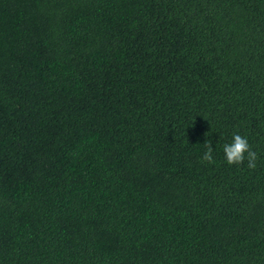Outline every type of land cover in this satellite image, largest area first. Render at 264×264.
Returning <instances> with one entry per match:
<instances>
[{
  "label": "trees",
  "instance_id": "obj_1",
  "mask_svg": "<svg viewBox=\"0 0 264 264\" xmlns=\"http://www.w3.org/2000/svg\"><path fill=\"white\" fill-rule=\"evenodd\" d=\"M0 264H264V0H0Z\"/></svg>",
  "mask_w": 264,
  "mask_h": 264
},
{
  "label": "clouds",
  "instance_id": "obj_2",
  "mask_svg": "<svg viewBox=\"0 0 264 264\" xmlns=\"http://www.w3.org/2000/svg\"><path fill=\"white\" fill-rule=\"evenodd\" d=\"M207 150L202 156V160L207 163H213L212 151L213 148L208 143L206 145ZM245 154H247V166L249 169L256 167V161L258 159L257 153L252 150L246 137L240 134H234L231 143L225 144L223 147V155L225 162L231 165H240L245 161Z\"/></svg>",
  "mask_w": 264,
  "mask_h": 264
}]
</instances>
